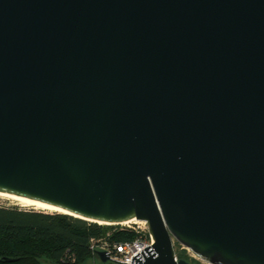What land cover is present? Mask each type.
Returning <instances> with one entry per match:
<instances>
[{"label":"water","instance_id":"water-1","mask_svg":"<svg viewBox=\"0 0 264 264\" xmlns=\"http://www.w3.org/2000/svg\"><path fill=\"white\" fill-rule=\"evenodd\" d=\"M0 193L264 264V0H0Z\"/></svg>","mask_w":264,"mask_h":264},{"label":"trees","instance_id":"trees-1","mask_svg":"<svg viewBox=\"0 0 264 264\" xmlns=\"http://www.w3.org/2000/svg\"><path fill=\"white\" fill-rule=\"evenodd\" d=\"M81 220L60 212L0 205V264H110L91 250V239L121 242L130 230ZM177 259H191L176 244Z\"/></svg>","mask_w":264,"mask_h":264},{"label":"built area","instance_id":"built-area-1","mask_svg":"<svg viewBox=\"0 0 264 264\" xmlns=\"http://www.w3.org/2000/svg\"><path fill=\"white\" fill-rule=\"evenodd\" d=\"M142 224V225H141ZM112 230H130L133 233V238L121 242H111L100 238L97 240L91 239V250H103L108 253L109 261L116 264L130 263L131 257L139 252L144 247L153 243L150 237L145 222L142 221H127L117 224L108 225ZM182 249H185L181 246ZM187 250V249H186ZM112 259V260H111ZM175 260H178L175 255ZM116 260V261H113ZM121 261V262H118ZM125 262V263H123Z\"/></svg>","mask_w":264,"mask_h":264},{"label":"rangeland","instance_id":"rangeland-1","mask_svg":"<svg viewBox=\"0 0 264 264\" xmlns=\"http://www.w3.org/2000/svg\"><path fill=\"white\" fill-rule=\"evenodd\" d=\"M0 205H6V206H10V205H16V206H19V207H23V208H32V209H35V210H38V211H43L41 209H36L34 207H24L23 205H21L17 200H14L12 198H8L6 196H3V195H0ZM44 212V211H43ZM142 225V224H141ZM176 242H174V250L177 248L176 247ZM180 250H183L186 255L191 259V263L190 264H207L205 263L204 261L200 260L196 255H194L191 251L189 250H186V249H182L181 248V245L179 247ZM110 262V261H108ZM109 264V263H108ZM110 264H116V263H113V262H110Z\"/></svg>","mask_w":264,"mask_h":264},{"label":"bare ground","instance_id":"bare-ground-1","mask_svg":"<svg viewBox=\"0 0 264 264\" xmlns=\"http://www.w3.org/2000/svg\"><path fill=\"white\" fill-rule=\"evenodd\" d=\"M0 195L6 196L8 198H12L14 200H17L24 207H34L36 209L39 208V209L43 210L44 212L55 211V212L64 213L63 211H61V210H59L57 208H54V207H51V206H47L45 204H42V203H39V202H35V201L29 200V199H26V198H20V197L7 195V194H2V193H0Z\"/></svg>","mask_w":264,"mask_h":264}]
</instances>
